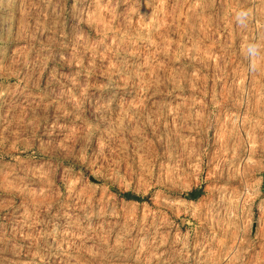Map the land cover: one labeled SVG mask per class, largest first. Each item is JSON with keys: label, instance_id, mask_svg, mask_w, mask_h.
<instances>
[{"label": "rangeland", "instance_id": "374dc122", "mask_svg": "<svg viewBox=\"0 0 264 264\" xmlns=\"http://www.w3.org/2000/svg\"><path fill=\"white\" fill-rule=\"evenodd\" d=\"M0 264H264V0H0Z\"/></svg>", "mask_w": 264, "mask_h": 264}]
</instances>
